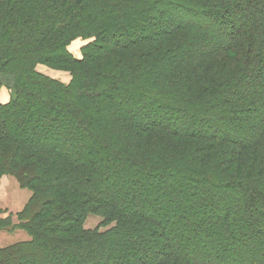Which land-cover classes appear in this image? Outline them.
Returning a JSON list of instances; mask_svg holds the SVG:
<instances>
[{
  "label": "trees",
  "instance_id": "obj_1",
  "mask_svg": "<svg viewBox=\"0 0 264 264\" xmlns=\"http://www.w3.org/2000/svg\"><path fill=\"white\" fill-rule=\"evenodd\" d=\"M217 1L0 0V174L32 190L0 264H264V0Z\"/></svg>",
  "mask_w": 264,
  "mask_h": 264
},
{
  "label": "rangeland",
  "instance_id": "obj_2",
  "mask_svg": "<svg viewBox=\"0 0 264 264\" xmlns=\"http://www.w3.org/2000/svg\"><path fill=\"white\" fill-rule=\"evenodd\" d=\"M186 2L190 3L192 6L194 5L195 7L202 8L205 6L202 0H186ZM217 3L219 5H222L221 0L215 2V4ZM215 4H213V6ZM160 9H162L160 7V4H155L154 10L157 11L149 12L148 16L152 17V20L164 22L165 19H168L167 9L163 7L164 14L163 12L160 11ZM248 12L249 9H245L239 12L237 11L236 15L234 16L237 25L240 22H243L244 19H246V17L248 16ZM92 40H94L92 37L89 38L76 37L66 45V49L74 57L80 58L82 56L83 47ZM197 48L201 49V47H196V49ZM35 71L46 77L59 81L62 84H68L72 79L70 66L62 63L37 62L35 65ZM12 95L13 93L8 88L4 86L0 87V103L8 102L12 97ZM125 96L127 98L129 97L128 98L129 100L131 99L130 97H132L130 96V93ZM144 106L146 108L148 107L147 104H144ZM43 112L44 115H47L48 112L50 111L47 110ZM180 114H181L180 119L186 121L185 118L186 115H184L183 113ZM262 116H264L263 112H259V111L253 114V118L257 117L260 119ZM196 123L199 125V122L196 121L195 124ZM205 124L208 125L207 123ZM64 129L66 132H68V135H70V133L71 134L74 133L73 129L69 125H66ZM121 176H124L123 177L124 185L119 183V181L115 179V177L110 178L112 182H115L114 185L117 186L118 188L120 185L122 186V188L123 187L126 188L128 182L134 181L133 179H136V181L142 180V178L135 177V175L132 172L129 173V171L121 173ZM153 184L154 181H150V184L146 186L152 188L151 185ZM203 191L206 192L208 190L207 188H205ZM31 196H32V190L28 186L21 185L20 181L14 175L10 173L0 174V219H3L5 222H7L0 227V248L7 247L17 242L28 241L31 239L30 234L24 228L18 226L20 223H22L19 214L23 210L25 205L28 203ZM130 202L132 203V201ZM102 212H103L102 210L101 213L87 211L82 221V228L86 230L96 229L97 231L105 232L116 227L118 224L116 220L104 222L105 217L104 214H102Z\"/></svg>",
  "mask_w": 264,
  "mask_h": 264
}]
</instances>
